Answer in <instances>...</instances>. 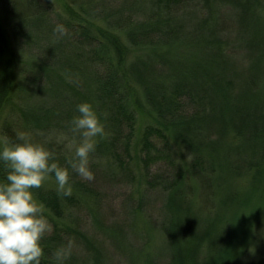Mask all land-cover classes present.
<instances>
[{"label":"trees","instance_id":"trees-1","mask_svg":"<svg viewBox=\"0 0 264 264\" xmlns=\"http://www.w3.org/2000/svg\"><path fill=\"white\" fill-rule=\"evenodd\" d=\"M108 1L0 2L4 142L23 132L44 144L69 168L72 192L91 203L104 179L96 173L133 188L137 169L141 185L166 194L168 264H264V255L245 260V246L259 240L253 229L264 224L263 0ZM57 24L67 29L60 39ZM81 103L105 127L89 157L93 181L72 171L74 153L59 139L71 135ZM6 174L0 161V182ZM33 192L52 226L41 264H57L53 253L70 239L83 248V264H103L93 240L55 221L67 217L74 197L45 186ZM122 226L104 227L112 245ZM63 264L80 263L70 256Z\"/></svg>","mask_w":264,"mask_h":264},{"label":"clouds","instance_id":"clouds-1","mask_svg":"<svg viewBox=\"0 0 264 264\" xmlns=\"http://www.w3.org/2000/svg\"><path fill=\"white\" fill-rule=\"evenodd\" d=\"M57 39L67 34L63 24L53 29ZM79 115L71 121V135L61 134L65 148L74 153L68 161L73 172L85 181L95 179L90 170V154L95 151L96 138L105 135V127L89 103L77 105ZM18 142L5 140L0 148V161L6 168V178L0 182V264H41L44 255L41 242L52 229L45 215V206L33 190L40 189L54 174L58 193L72 194L68 167L53 162V153L44 144L34 143L23 133ZM189 155L187 159H190ZM74 241L69 240L53 253L57 264H63L72 254Z\"/></svg>","mask_w":264,"mask_h":264},{"label":"rangeland","instance_id":"rangeland-1","mask_svg":"<svg viewBox=\"0 0 264 264\" xmlns=\"http://www.w3.org/2000/svg\"><path fill=\"white\" fill-rule=\"evenodd\" d=\"M191 2H193L192 5H199L198 3H201L200 0H191ZM108 3L119 4L116 0H109ZM126 15L127 13H125L124 17ZM132 53L130 49L126 59H131ZM145 124V117L141 114L138 123L140 131L144 128ZM3 144L4 140L0 135V148H2ZM180 153L182 157H188L184 150H181ZM119 156L122 161L117 160L121 165L126 164L127 161L124 157L121 154ZM186 160L188 162L190 159ZM158 170L156 167L152 168L149 174L155 175ZM140 173L137 169L133 168L135 180V183H133L135 187L133 188L125 182L121 183L119 179L114 180L117 183L110 186L107 184V182H110L109 178L96 173V177L104 178L99 179L102 181L97 183L99 189H96V200L94 199L91 203L86 199L85 195L73 191L71 195L74 197V202L68 207L69 212H67L68 214L66 213L67 217L62 219L55 218L59 227H77L82 231V235L93 240L96 247L104 251L105 258L103 264H168L170 261L168 251L169 241L162 232V225L165 223L166 215L164 212L166 194L158 190H150L141 185ZM246 182L247 180H243V178L237 181L240 186L245 185ZM43 186L57 191V184L53 177L45 181ZM203 211L207 212L208 208L204 206ZM131 215L133 216V221L129 220L132 217ZM126 222L128 223L126 224ZM112 224H120L124 227V229L122 228L124 230L123 233L118 238L113 239V245L110 239L103 234L104 227ZM118 228L120 227L118 226ZM255 229H258V234L253 233L254 237L255 239L259 237V240L251 243L252 245L245 246L246 261H251L254 257L264 255V249L261 250V246L264 244V230H262L264 229V224L260 229L255 227L253 232ZM74 248L72 249V258L80 264L87 262L85 253L81 252L83 248Z\"/></svg>","mask_w":264,"mask_h":264}]
</instances>
